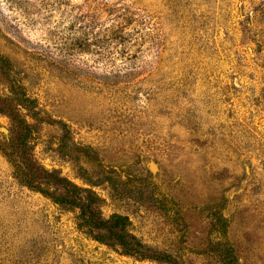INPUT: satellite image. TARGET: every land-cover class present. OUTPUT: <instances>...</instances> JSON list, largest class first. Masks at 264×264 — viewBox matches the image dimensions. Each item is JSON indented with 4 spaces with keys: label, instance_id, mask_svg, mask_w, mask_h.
Instances as JSON below:
<instances>
[{
    "label": "rangeland",
    "instance_id": "obj_1",
    "mask_svg": "<svg viewBox=\"0 0 264 264\" xmlns=\"http://www.w3.org/2000/svg\"><path fill=\"white\" fill-rule=\"evenodd\" d=\"M0 264H264V0H0Z\"/></svg>",
    "mask_w": 264,
    "mask_h": 264
},
{
    "label": "trees",
    "instance_id": "obj_2",
    "mask_svg": "<svg viewBox=\"0 0 264 264\" xmlns=\"http://www.w3.org/2000/svg\"><path fill=\"white\" fill-rule=\"evenodd\" d=\"M11 117V115H10ZM27 125L23 122L19 124L20 128V134L22 132H28L27 131ZM19 144L24 143V138H18ZM22 159V165L25 167L26 172L28 173V177L30 180V183L28 184H34L32 187L36 188L38 191L43 192L42 186L43 182L47 177H51L58 185H62L63 189L67 191L68 194H75L78 193L80 190L76 188L74 185H71L68 181L56 178L54 175L52 176L51 174H47L46 171H43L42 169H35L33 168L32 160L29 158H25V155H23ZM71 206H74L77 208L80 212L81 215H84V221L87 222L92 226L93 229H100L104 230L108 233V236L112 238L113 240H117L119 244H121L126 250L131 251L135 254H142V245L135 240L132 236L126 235L123 230H117L112 227L111 222H106L100 219L99 215L95 213V210L92 209L91 207L89 208L87 205L84 203H81V201H70ZM88 214V215H87ZM131 239V241L128 240ZM145 256V255H143ZM150 258H154L156 260H162L164 262H171V259L169 256L166 255H153V256H148Z\"/></svg>",
    "mask_w": 264,
    "mask_h": 264
}]
</instances>
